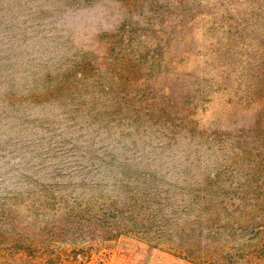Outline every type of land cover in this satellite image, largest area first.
Wrapping results in <instances>:
<instances>
[{"label": "trees", "instance_id": "16d2710c", "mask_svg": "<svg viewBox=\"0 0 264 264\" xmlns=\"http://www.w3.org/2000/svg\"><path fill=\"white\" fill-rule=\"evenodd\" d=\"M87 1L57 0L39 15L57 24ZM161 4L158 18L142 9L97 34L104 53L70 45L73 60L43 72L28 98L39 105L36 121L4 142L3 158L15 159L10 179L31 192L30 203H54L52 234L72 247L86 235L100 242L141 229L175 236L179 217L187 232L221 234L195 257L261 264L264 206L226 196L233 185L252 198L264 191V0ZM46 24L42 31L65 37ZM40 222L10 223L7 239L42 244L29 230Z\"/></svg>", "mask_w": 264, "mask_h": 264}, {"label": "rangeland", "instance_id": "374dc122", "mask_svg": "<svg viewBox=\"0 0 264 264\" xmlns=\"http://www.w3.org/2000/svg\"><path fill=\"white\" fill-rule=\"evenodd\" d=\"M58 7L57 0H0V264H215L195 256L204 240L217 239L221 234L202 230L187 232L189 221L179 217L173 223L184 229L177 228L180 232L175 236L163 228L149 232L141 229L137 233L113 234L109 240L100 242L86 235L83 247H72L70 237H60L58 232L55 234L58 237L52 234L50 214L55 210L54 203L50 202L49 208L45 203H38L41 200L30 203L31 192L10 179L16 172L11 173L7 163L15 159L3 158L4 142L10 138L16 140V135L26 136L27 123L36 121L39 105L28 103V98L43 72L53 69L59 61L73 60L75 52L70 45L104 53L107 43L97 42L95 36L111 34L119 23L132 18L133 12L151 9V15L158 18L165 11L161 0H147L144 8L131 0H90L76 14L60 15L55 24L53 16L45 15ZM39 11H45V15H39ZM48 22L60 27L65 37L61 38L58 32L42 31L43 24L48 26ZM261 176L259 183L264 187V171ZM232 190L233 194L227 195ZM232 190L222 193L227 195L229 203L238 207L243 203L264 206V191L257 188V195L252 198L239 190L238 185H233ZM36 217L42 223L29 230L38 234L42 244L20 248L7 239L14 233L10 223L19 222L24 226ZM47 244L52 246L46 248Z\"/></svg>", "mask_w": 264, "mask_h": 264}]
</instances>
